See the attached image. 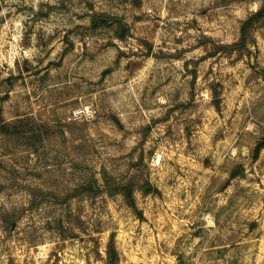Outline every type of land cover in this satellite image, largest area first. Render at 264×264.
Listing matches in <instances>:
<instances>
[{"label": "rangeland", "instance_id": "1", "mask_svg": "<svg viewBox=\"0 0 264 264\" xmlns=\"http://www.w3.org/2000/svg\"><path fill=\"white\" fill-rule=\"evenodd\" d=\"M263 3L0 0V264H264Z\"/></svg>", "mask_w": 264, "mask_h": 264}, {"label": "trees", "instance_id": "2", "mask_svg": "<svg viewBox=\"0 0 264 264\" xmlns=\"http://www.w3.org/2000/svg\"><path fill=\"white\" fill-rule=\"evenodd\" d=\"M114 22H117V19L110 18L106 15H96L91 19V27L93 29H98L100 27H110ZM264 25V3L263 5L254 13L249 15L241 24L240 27V36L237 42L232 43L230 45L220 46L219 48L223 51L233 53L239 52L243 53L248 51V47L253 43V32L258 26ZM120 35V33H119ZM120 38H122L120 36ZM212 101L213 105L219 109L220 108V99L217 91L212 92ZM5 120L2 117V113L0 111V128L5 127ZM264 148V136L257 143L254 151H253V159L257 160L261 151ZM86 189L89 190L90 193H93L96 189V184L90 183ZM134 186L132 184H127L124 186L123 195L125 197L126 202H128L132 207H135V202L133 199ZM4 224L7 229H12L13 222L11 218L8 216L4 218ZM108 258L110 264H115V259L118 257L116 245L114 243V238H111V241L108 244L107 248Z\"/></svg>", "mask_w": 264, "mask_h": 264}, {"label": "water", "instance_id": "3", "mask_svg": "<svg viewBox=\"0 0 264 264\" xmlns=\"http://www.w3.org/2000/svg\"><path fill=\"white\" fill-rule=\"evenodd\" d=\"M147 190V189H146Z\"/></svg>", "mask_w": 264, "mask_h": 264}]
</instances>
